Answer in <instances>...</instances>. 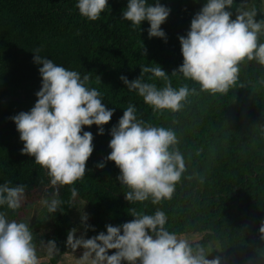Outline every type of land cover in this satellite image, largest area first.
Listing matches in <instances>:
<instances>
[{
    "label": "trees",
    "instance_id": "16d2710c",
    "mask_svg": "<svg viewBox=\"0 0 264 264\" xmlns=\"http://www.w3.org/2000/svg\"><path fill=\"white\" fill-rule=\"evenodd\" d=\"M75 3L0 0V183L11 179L14 184L27 185L21 207L7 210L10 217L24 219L30 206L53 190L46 170L34 163V157L21 154L23 142L11 120L16 113L6 102L37 99L41 77L31 51L41 47V54L54 62L89 73L91 86L103 93L107 107L115 108L103 126L104 134H97L96 125L84 128L92 132L94 147L86 161L85 176L75 182L77 195L71 197L70 186L59 187L65 203L53 217L52 227L36 235L37 241L54 238L57 242L60 254L50 258L49 264H58L66 253V234L74 227L73 211L83 203L88 209L87 223L94 226L86 238L105 231L106 224L120 225L133 219L129 207L149 214L160 208L168 217L170 231L203 233L198 242L206 246L219 242L218 255L223 262L264 264V239L259 232L264 220V67L255 61L242 64L235 85L227 93L215 95L199 91V85L179 74L171 75L183 59L178 36L186 34L192 16L205 0H160L171 9L161 25L166 41L148 37L147 21L141 23L140 30L122 21L121 10L127 0H108V9L95 21L81 17ZM231 11L234 18L235 7ZM153 62L170 74L173 87L188 83L197 88V94H190L179 111L153 112L120 80L121 75L130 81L139 77L140 65ZM152 79L158 86L163 83ZM129 102L135 104L139 118L173 128L185 158L186 172L172 198L156 205L150 200L130 205L124 198L126 189L116 179L119 169L114 162L105 161L102 169L97 167L110 151L109 130ZM194 172L197 175L192 179L185 178ZM80 231L81 225L77 235Z\"/></svg>",
    "mask_w": 264,
    "mask_h": 264
},
{
    "label": "clouds",
    "instance_id": "9594fccd",
    "mask_svg": "<svg viewBox=\"0 0 264 264\" xmlns=\"http://www.w3.org/2000/svg\"><path fill=\"white\" fill-rule=\"evenodd\" d=\"M75 7L81 17L95 21L108 9V0H76ZM170 11L160 0H127L121 16L132 29L140 30L141 23L147 21L148 37L166 41L161 25ZM257 14L250 0L239 4L235 0H205L192 16L186 34L178 36L183 59L171 75L179 74L199 85V91L215 95L225 94L235 85L242 64L255 61L264 67V16L257 19ZM31 52L39 66L41 86L34 105L11 120L23 142L21 154L34 157V163L46 170L53 186L39 200L52 218L65 203L59 187L70 186L71 197H75V182L85 176L86 161L94 146L92 132L84 128L96 125L97 134H104L103 126L115 108L107 107L103 93L91 86L89 73L54 62L41 54V47ZM145 74L151 75L145 79ZM153 77L162 85L158 86ZM119 78L128 92H135L157 113L177 112L190 94H197V88L188 83L173 87L170 74L154 62L140 65V76L131 81L124 75ZM96 79L100 82L99 77ZM109 135L110 151L97 167L102 169L105 161L114 162L119 169L116 179L126 189L125 200L130 205L149 200L156 205L171 199L186 172L175 130L139 118L135 104L129 102ZM26 189V184H14L11 179L0 183V264H41L43 259L60 254L54 238L37 241L29 222L10 217L7 210L14 212L21 207ZM84 205L77 207L82 231L77 235L78 229L73 227L66 234L65 247L72 253L82 250L78 258L73 256L75 264H223L220 255L209 258L213 250L206 245L170 231L166 227L168 217L160 208L149 214L129 207L133 219L120 225L106 224L105 231L86 238L94 226L87 223ZM259 232L264 239V220Z\"/></svg>",
    "mask_w": 264,
    "mask_h": 264
},
{
    "label": "rangeland",
    "instance_id": "374dc122",
    "mask_svg": "<svg viewBox=\"0 0 264 264\" xmlns=\"http://www.w3.org/2000/svg\"><path fill=\"white\" fill-rule=\"evenodd\" d=\"M251 4H254L257 9H258V14H257V19L261 18V16H264V0H250ZM12 109L15 111L17 114L20 111H28L33 105L34 102H28V101H21V102H16L11 99H7V101ZM85 203H83L80 207H82ZM84 212L88 214V209L86 204L84 205ZM50 215L45 208H43L40 204L39 201L36 202L35 204H32L30 206L29 214L23 219L27 222L30 223V226L32 227L34 231V235L36 238L37 233L42 230V229H49L52 227L54 218H50ZM72 220L75 228H79L80 224V212L78 209H75L73 211L72 215ZM185 236L189 238H193L195 240H200L204 234L203 233H194V234H186ZM208 249L211 251L213 250L212 253H210L209 258H212L214 256H217L221 250V245L219 242H211L208 246ZM82 250H76L74 253L71 252L70 249H67L66 253L62 256L61 260L59 261L58 264H75V257H79L81 255ZM50 259H43L41 261V264H49ZM223 264H229L227 261L223 262Z\"/></svg>",
    "mask_w": 264,
    "mask_h": 264
}]
</instances>
